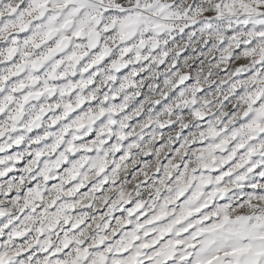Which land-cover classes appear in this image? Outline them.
I'll list each match as a JSON object with an SVG mask.
<instances>
[{
	"label": "snow or ice",
	"instance_id": "snow-or-ice-1",
	"mask_svg": "<svg viewBox=\"0 0 264 264\" xmlns=\"http://www.w3.org/2000/svg\"><path fill=\"white\" fill-rule=\"evenodd\" d=\"M0 264H264V0H0Z\"/></svg>",
	"mask_w": 264,
	"mask_h": 264
}]
</instances>
